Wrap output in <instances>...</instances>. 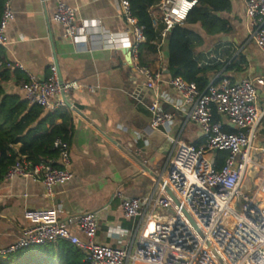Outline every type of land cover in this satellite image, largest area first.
Wrapping results in <instances>:
<instances>
[{"label": "built area", "instance_id": "obj_1", "mask_svg": "<svg viewBox=\"0 0 264 264\" xmlns=\"http://www.w3.org/2000/svg\"><path fill=\"white\" fill-rule=\"evenodd\" d=\"M243 3L246 16L251 20L253 39L264 56V0H243ZM197 4L198 0H159L149 9L156 32L153 44L159 52L169 33L187 22ZM116 5L134 40L132 50L128 49L131 64L132 58H136L135 70L144 76L146 88L154 94L153 101L146 107L151 117L149 128L168 131L172 127L175 115L166 112L164 107L169 105L176 112L187 110L188 119L201 130L204 142L195 147L166 134L175 151L159 175L161 179L154 180L153 192L143 198H130L121 191L116 192L123 217L129 221L140 220L129 246L114 248L95 242L99 229L97 212L76 215L65 224L58 219L57 208L26 210L28 229L16 243L0 250V260L24 249L66 241L83 252L86 264H264V177H254L251 186L246 185L250 171L256 166L260 171V163L255 158L258 152L255 141L264 118L258 92L264 80L233 82L228 77H218L201 90L194 82L175 78L168 86L177 98L161 92L163 71L143 67L137 60L140 45L148 43L145 27L134 16L129 0H116ZM76 12L58 0L52 21L62 26L64 38L77 47L96 41L99 50H118L113 32L101 20L77 22ZM14 20L13 0H5L0 14V47L8 45L6 31ZM5 69L25 72L20 89L31 105L50 113L64 106L55 65L50 67L44 81L27 72L22 64L6 63ZM81 89L76 82L64 84L67 93ZM56 97L60 98L58 102H54ZM226 126L237 131L226 132ZM54 149L58 152L57 158L37 163L25 156L19 157L5 180L20 177L41 183L46 196L53 197L57 187L73 178L67 170L71 163L69 142L59 137ZM218 152L228 154L220 169L215 165ZM58 161L63 166L58 167ZM73 226L86 241L73 232ZM126 234L120 228L110 231L111 237L121 238Z\"/></svg>", "mask_w": 264, "mask_h": 264}, {"label": "crops", "instance_id": "obj_2", "mask_svg": "<svg viewBox=\"0 0 264 264\" xmlns=\"http://www.w3.org/2000/svg\"><path fill=\"white\" fill-rule=\"evenodd\" d=\"M60 1L77 10V22L101 20L113 32L119 48L99 50L96 41L77 47L64 38L62 26L52 21L58 0H13L15 20L6 31L8 45L0 47V62L22 64L40 81L46 80L50 67L55 65L65 83L76 82L82 86L80 91L68 92L67 97L85 109L81 115L71 110L74 122L68 141L71 163L67 170L73 178L57 187L53 197L46 196L43 184L20 177L0 182V250L16 243L28 229L26 210L53 208L59 209L58 219L65 224L76 215L97 212L99 229L95 242L114 248L129 246L140 220L129 221L123 217L116 192L121 191L130 198H143L153 192L155 175L162 174L175 151L166 134L195 147L204 142L201 130L188 119L187 110L176 112L169 105L164 107L166 112L175 115L172 127L168 131L149 128L151 117L146 107L154 94L146 88L144 76L135 70L136 58H132L131 64L128 49L132 50L134 40L116 0ZM230 2V12L221 15L230 23V32L207 36L200 26L191 27L204 38L196 55L202 66L211 68L206 78L209 84L218 77H228L233 82L264 80V56L253 39L243 0ZM168 51L167 40L162 51H158L157 62L149 68L163 71L160 91L177 98L168 86L173 79L167 68ZM137 60L139 63V54ZM218 64L224 67L213 69ZM23 76V71L10 70V79L1 83L8 95L25 99L20 89L22 80H18ZM258 92L259 105L264 110V86L258 87ZM59 99L54 98V102ZM255 147L258 149L255 158L259 163V160L264 162V118ZM58 165L63 166L60 161ZM116 228L127 234L111 237V229ZM72 230L86 241L78 228L73 226Z\"/></svg>", "mask_w": 264, "mask_h": 264}, {"label": "trees", "instance_id": "obj_3", "mask_svg": "<svg viewBox=\"0 0 264 264\" xmlns=\"http://www.w3.org/2000/svg\"><path fill=\"white\" fill-rule=\"evenodd\" d=\"M5 0H0V13ZM134 16L145 27L148 43L139 47V64L151 67L157 62L158 49L153 44L156 32L152 25L149 9L159 0H129ZM231 10L230 0H198L197 6L189 14L183 26L175 27L168 35L169 57L167 68L173 79L182 78L187 82H194L199 89L204 90L209 85L206 73L211 68L202 66L196 50L204 43L199 31L192 29L200 26L207 36H215L230 32V23L221 15ZM0 68V182L16 160L25 156L32 163L40 160L54 159L58 152L54 149L57 138L69 141L73 129L74 117L67 106H60L54 112H45L36 105H31L26 98L8 95L1 83L10 79V70L5 69L6 62ZM201 65V66H200ZM218 64L213 69L223 68ZM26 76L18 77V80ZM217 119H219L217 117ZM58 121H61L58 124ZM226 132H235L228 126ZM19 149H16V147ZM228 154L218 152L215 156L217 169L222 168ZM58 167H60L58 165ZM246 185L252 184V176L246 179ZM0 264H86L84 254L76 246L66 241L46 246H36L24 249Z\"/></svg>", "mask_w": 264, "mask_h": 264}, {"label": "water", "instance_id": "obj_4", "mask_svg": "<svg viewBox=\"0 0 264 264\" xmlns=\"http://www.w3.org/2000/svg\"><path fill=\"white\" fill-rule=\"evenodd\" d=\"M128 55L129 57L131 56V52L128 50ZM59 81H60V86L62 88V91H61V98L64 102V105L67 106L70 110H72L73 112L77 113V114H82L83 110L85 109V107L83 105H80L78 103H72L68 97H67V92L64 90V84H65V81H64V78L61 74V72H59ZM155 179L157 180H160L161 178L157 175H155ZM165 189L167 191V193L169 195H171L173 198L174 196L172 195L170 189L168 186H165ZM175 199V198H174Z\"/></svg>", "mask_w": 264, "mask_h": 264}, {"label": "rangeland", "instance_id": "obj_5", "mask_svg": "<svg viewBox=\"0 0 264 264\" xmlns=\"http://www.w3.org/2000/svg\"><path fill=\"white\" fill-rule=\"evenodd\" d=\"M259 142H260V140H259ZM259 161H260V164H259V166H260L259 170H260V171H258V169H257L258 166H256V167L253 169L254 172L249 173V175H251L253 178H254V177H258V178H259V177H260V178L264 177V171H263V168H262V167H264V166H263L264 164H262L263 160H262V161L259 160ZM263 163H264V162H263Z\"/></svg>", "mask_w": 264, "mask_h": 264}]
</instances>
